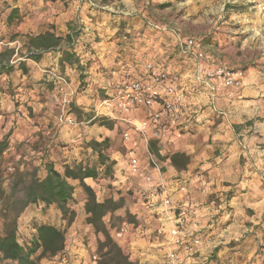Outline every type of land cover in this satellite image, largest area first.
<instances>
[{
	"label": "crops",
	"instance_id": "1",
	"mask_svg": "<svg viewBox=\"0 0 264 264\" xmlns=\"http://www.w3.org/2000/svg\"><path fill=\"white\" fill-rule=\"evenodd\" d=\"M119 2L130 5L131 0ZM2 7L0 49L15 48L16 55L12 60L13 69L0 74V139L8 137L9 146L4 156L13 166L21 165L20 170H23L32 164L38 168V176L44 178L47 163H53L62 171L66 164L86 162L97 157L87 145L91 139L114 138L118 127L114 120L132 124L159 108L158 105L141 107L130 115H120L103 106L104 98L98 100L94 96V92L105 89L107 97L131 70L129 51L119 50L120 41L126 38L124 32H119L121 18L129 12L113 14L105 7H91L88 0H3ZM12 9L17 10V17L8 22ZM70 23L81 28L74 50L81 62L87 63L89 75L88 83L80 87L76 65L64 67L70 101L66 114L73 119L72 123L59 119L63 110L62 95L45 71L59 69L61 50L47 51L37 62L26 57L24 46L25 35L47 30L66 35ZM123 29L129 31V24ZM15 34L18 36L12 39ZM230 37V43L223 44L233 49V40L237 42L241 37ZM178 42L181 43L180 38ZM201 48L206 47L201 43ZM213 57L228 63L225 55L221 56L224 60L220 56ZM22 61L27 71L21 68ZM230 63L234 68L233 62ZM187 65L184 69H174V75L180 78L177 81L170 78L169 82L177 88L180 97L177 101L181 113L179 123L174 124L171 118L165 117L168 130L164 139L149 136V141L157 142L163 157L161 175L153 187H149L145 198L122 206L123 216L130 214L132 220L124 223L122 231L116 232L120 237L114 239L137 264H212L210 255L217 251L221 257L217 264H263L264 253L254 239L264 232L263 73L255 67L242 66L243 86L224 88L211 84L205 63L195 56L187 60ZM144 74L134 79H141ZM71 104L82 110L83 118L69 111ZM103 119L114 121L113 127L100 124ZM181 130L183 134L177 136ZM134 142L132 136L125 141V146L129 149L137 146ZM176 152L190 158L183 169L171 162L170 155ZM112 158L117 167L122 164L119 151H115ZM143 173L156 177L157 169L144 165ZM87 182L97 191L96 181L88 179ZM181 183L186 185L185 191L179 189ZM73 184L77 198L82 189L78 181ZM161 184L170 194L173 208L164 205L157 191ZM225 196L229 197L228 211L223 209V204L219 205L221 209H216V199L222 201ZM188 199L194 203L190 208L185 206ZM85 201L83 197L72 205L77 215L66 231L68 257L43 264L94 263L95 246L86 242L89 237L95 238V233L93 226L86 222ZM182 213L188 229L200 237L201 244L194 258L183 256L174 263L167 257L171 246L169 231ZM215 214H218L217 228H214ZM49 223L61 226L60 213L56 221ZM240 237L246 240L231 243Z\"/></svg>",
	"mask_w": 264,
	"mask_h": 264
},
{
	"label": "rangeland",
	"instance_id": "2",
	"mask_svg": "<svg viewBox=\"0 0 264 264\" xmlns=\"http://www.w3.org/2000/svg\"><path fill=\"white\" fill-rule=\"evenodd\" d=\"M120 0H88L91 7H105L113 12V14L129 12L128 15H123L122 20L126 21V26L129 24V31L124 30L126 35L124 42L119 43L120 52L129 51L130 72L125 75V79H134L138 74L145 73V68L148 63H153L157 68H163L169 72L170 78L177 81L173 73L174 69H184L187 65V60L193 58V54L184 50L181 47L180 40L193 37L199 39L203 44L205 51L215 56H226V62L231 66L233 62L234 69H244L242 66H252L261 73L264 78V9L260 10L256 7L258 1L255 0H131L130 5H123ZM122 33V31H119ZM178 35H180L178 37ZM230 35L241 39H234L232 44L235 48L229 49L223 44L225 41L230 43ZM221 51V52H220ZM219 53H221L219 55ZM19 54L24 55L19 51ZM196 58V57H195ZM197 59V58H196ZM220 59L224 60L223 57ZM199 60V59H198ZM191 62V61H190ZM248 62V63H247ZM240 64L241 66H237ZM86 71V70H85ZM89 79L88 73L85 72L84 82L87 84ZM105 89H99L94 92L96 99L106 97ZM61 95V94H60ZM76 113L77 118H83L82 110L71 104L69 111ZM112 121V120H111ZM118 127L115 130L114 138H111V144L107 153L112 155L115 151L120 152L122 164L117 167L113 165L112 173L105 175V167L98 166L99 177L95 180L98 183L97 197L103 201L107 198H114L121 202L122 206L128 203H138L141 197L145 198L150 191L149 187H153V183L161 175L163 167L162 159L156 157L152 153V148L158 147L157 142H146L144 136L137 131H131L134 128L133 123L114 120ZM114 121H112L114 123ZM126 131L135 137L136 148L140 156V170L142 172L135 173L130 165L128 156L129 148L125 146L124 134ZM183 130L180 134H183ZM177 136H180L177 134ZM132 139V137H131ZM150 152L153 157L150 156ZM170 155V153H169ZM171 157V155H170ZM154 162H153V160ZM96 158L90 159L89 164L96 162ZM26 161V160H25ZM190 162V158H189ZM148 165L149 168L158 166L157 175L143 173V166ZM21 165L17 167L8 162L6 156L2 159L3 168V185L10 193L14 183L16 182V171L25 173V179L28 181L29 173L34 172L35 167L30 164L29 167H24L20 170ZM36 171V170H35ZM151 176V179H147ZM131 180V181H130ZM125 184V187H124ZM20 190L23 184L18 187ZM21 196V192L19 193ZM86 198L85 193L81 192L77 195L75 203L78 204L82 198ZM229 197H223L222 201L216 199V209L223 204V209L228 211ZM226 202V203H225ZM221 209V208H220ZM222 209V210H223ZM125 210L120 207L113 213H108L104 220L111 229L112 236L119 238L120 234L116 232L122 231L124 223L127 220H132L130 214L125 216ZM13 215V214H12ZM59 212L55 207H46L44 204H36L28 206L25 211L18 217V231L21 239L30 240L35 233L34 226L41 223L56 221ZM218 214H215L213 219L216 220ZM3 218L0 216V227L3 225ZM187 222V221H186ZM66 225V221L62 222ZM212 223V222H211ZM214 228H217L218 221H214ZM187 224V223H186ZM67 230V229H66ZM201 232V231H200ZM95 233V231H94ZM102 238L101 234L95 233V238H88L87 244L90 242L95 246L92 251L93 264H98L100 259L98 253V239ZM259 249L264 253V232L258 237H254ZM245 237H240V240L234 239L231 243H243ZM247 240L246 242H248ZM201 244V243H200ZM199 244V245H200ZM197 247L192 253L182 250L181 259L185 256L187 259L194 258L197 252ZM168 255V254H167ZM95 256V257H93ZM67 251L55 257H45L39 264L49 261H58L66 259ZM168 257V256H167ZM169 261L171 259L168 257ZM220 253L217 251L210 255L212 264L220 263ZM3 264H14L12 262H3ZM264 264V261H263Z\"/></svg>",
	"mask_w": 264,
	"mask_h": 264
},
{
	"label": "trees",
	"instance_id": "3",
	"mask_svg": "<svg viewBox=\"0 0 264 264\" xmlns=\"http://www.w3.org/2000/svg\"><path fill=\"white\" fill-rule=\"evenodd\" d=\"M3 0H0V12ZM17 10L12 9L8 15V22L17 17ZM126 21H121L120 31H124ZM81 28L76 23L69 24V32L66 35H59L52 30H47L37 35H25L26 57L34 61H40L47 51L59 49L61 57L59 59L58 71L65 75L64 67L67 64L76 65L79 71L80 87L86 83L85 70L87 63L81 62L74 48L80 36ZM18 35L12 36V39ZM16 55L15 48L3 47L0 49V74L13 69L12 60ZM21 68L27 71L25 63H20ZM68 78V77H67ZM70 105V103H69ZM100 124L109 128L113 127V122L100 120ZM111 138L106 137L99 141L91 139L87 145L95 154L96 162L89 164L88 161L71 163L64 165L62 171L55 168L53 163L46 164L47 174L44 178L38 176V168L29 173L28 181L25 173L16 171V182L10 193H7L3 185L2 159L9 146L8 137L0 139V216L4 222L0 227V264L12 262L14 264H39L45 257H55L61 255L66 250V229L74 222L77 211L73 208L75 203L76 186L73 181H78L80 188L85 193L84 209L87 214L86 222L91 224L96 234H101L98 239V264H137L130 260L128 254L116 242L112 236L111 229L104 218L108 213H113L122 204L114 198L99 200L94 187L87 180L95 181L99 177L98 166L105 167L104 174L112 173L115 160L111 159L107 150L111 144ZM152 153L163 159L157 147L152 148ZM172 164L183 169L189 163V156L185 153L176 152L170 157ZM23 184L20 190L18 187ZM21 192V196L19 193ZM44 204L46 207H55L60 213L62 222L66 225L57 226L51 223H41L34 226L35 233L30 240L21 239L18 231V217L30 205ZM13 214V215H12Z\"/></svg>",
	"mask_w": 264,
	"mask_h": 264
},
{
	"label": "built area",
	"instance_id": "4",
	"mask_svg": "<svg viewBox=\"0 0 264 264\" xmlns=\"http://www.w3.org/2000/svg\"><path fill=\"white\" fill-rule=\"evenodd\" d=\"M258 1L256 7L264 9V0ZM181 47L195 55L206 65L207 77L211 84L224 88H241L243 86V73L241 70L232 68L228 63L216 61L213 55L201 48L199 39L187 37L181 40ZM52 81H55L60 94L62 95V113L59 116L61 121L73 122L72 118L66 114L69 107L68 86L69 81L66 75L60 73L57 69L45 70ZM145 77L141 79L122 80L115 84L113 91L102 100L103 106L112 112L120 115H130L136 109L141 107H153L158 105V109H153L151 113L143 118L136 119L132 123L135 131L144 136L146 142H149V136L155 140H163L167 133L165 117L171 118L172 123L178 124L181 119V113L177 101L180 99L177 88L170 84L169 72L163 68H157L153 63H148L145 68ZM179 135L180 131H179ZM131 133L126 131L125 141L131 140ZM130 165L135 173L140 170V156L136 146H132L128 151ZM150 156L153 154L150 152ZM153 160V159H152ZM154 162V160H153ZM158 169V166L156 167ZM151 179V176H147ZM181 191L186 190V185L181 183ZM158 193L162 196L164 205L167 208H173V201L168 194L167 189L161 184ZM194 203L188 199L185 206L190 208ZM170 248L167 252L172 262L181 260L182 250L192 253L195 247L201 243L200 237L194 236L186 225V219L183 213L178 217L177 223L169 231Z\"/></svg>",
	"mask_w": 264,
	"mask_h": 264
}]
</instances>
